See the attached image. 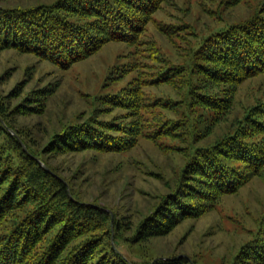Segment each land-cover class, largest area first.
<instances>
[{"label": "rangeland", "instance_id": "374dc122", "mask_svg": "<svg viewBox=\"0 0 264 264\" xmlns=\"http://www.w3.org/2000/svg\"><path fill=\"white\" fill-rule=\"evenodd\" d=\"M55 1L0 0V9L27 10ZM263 5L264 0H160L136 44L109 42L68 68L14 49L0 51V149L18 164V153L3 134L8 122L25 150L27 144L37 154L54 150L42 156L57 169L54 176L64 177L77 197L110 216L103 234L90 231V236H107L99 249L108 244L138 264L176 256L191 264H245L242 251L264 239V170L232 194L209 203L195 199L196 215L179 220L174 209L176 225L166 235L140 242L139 235L150 219L167 212V197L182 187L190 158L242 127L252 107L264 101V74L206 85L205 76L195 71L208 39L257 17ZM165 73L170 79L157 81ZM130 87L142 94L143 113L127 109L124 90ZM195 89L226 97L221 104L229 107L208 110L199 98L193 101ZM92 122H110L119 142L132 140L117 151L57 145L73 128ZM122 125L139 128L138 133L125 137ZM168 126L174 128L166 131ZM16 218L13 211L0 223V235ZM262 250L255 256L246 251L253 264L263 261Z\"/></svg>", "mask_w": 264, "mask_h": 264}, {"label": "trees", "instance_id": "16d2710c", "mask_svg": "<svg viewBox=\"0 0 264 264\" xmlns=\"http://www.w3.org/2000/svg\"><path fill=\"white\" fill-rule=\"evenodd\" d=\"M159 3L160 0H58L27 10L0 9V51L14 49L68 68L109 42L136 44L140 29ZM197 59L195 71L205 76L206 85L241 83L264 74V5L257 17L208 39ZM167 74L157 81L169 80ZM124 92L127 109L143 113L146 104L139 105L142 94L139 96L135 87ZM192 94L193 101L199 98L205 108L216 113L229 107L221 104L226 97L214 98V94L198 89ZM134 115L139 117L137 112ZM96 122L73 128L70 138L58 140L57 145L73 151H117L132 140L121 143V136L111 134L116 131L114 124ZM119 127L120 133L132 138L139 129ZM173 128L168 126L166 131ZM2 129L13 151H17L19 162L11 164V156L0 149V223L13 211L17 213L11 228L0 235V264H138L128 262L108 244L106 250L99 249L108 238L90 236V231L103 234L110 216L77 197L64 177L54 176L57 169L42 157L53 149L37 154L24 143L25 150L14 134L18 132L14 125L7 122ZM263 170L264 101L252 107L242 127L190 158L183 170L182 187L167 197V212L150 219L153 223L140 232L139 242L166 235L176 225L174 209L179 220L196 215L197 210L191 207L195 199L209 203L232 194ZM253 245L255 248L249 245L242 251L244 263L253 264L249 253L254 251L255 256L263 248L260 264H264V239L254 240ZM153 264L191 263L176 256Z\"/></svg>", "mask_w": 264, "mask_h": 264}]
</instances>
